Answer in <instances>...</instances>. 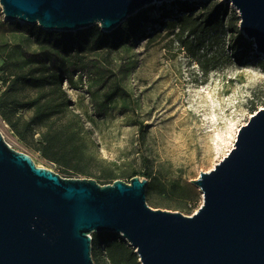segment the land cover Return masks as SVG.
<instances>
[{"label":"rangeland","instance_id":"rangeland-1","mask_svg":"<svg viewBox=\"0 0 264 264\" xmlns=\"http://www.w3.org/2000/svg\"><path fill=\"white\" fill-rule=\"evenodd\" d=\"M183 1L195 8L180 9ZM221 2L226 1L149 4L137 12L150 19L132 40L92 52L86 65L52 45L40 46L22 28L23 21L6 19L0 5L4 139L63 177L93 178L101 184L112 183L102 177L107 174L126 182L147 177L149 206L193 215L204 197L191 180L212 170L234 147L240 127L264 108V52L240 29L239 13L230 2L220 22L203 23L197 32L179 36L184 16L191 13L197 22L204 21ZM39 65L64 77L70 107L80 120L83 134L78 143L83 151L72 155L76 168L69 171L36 149L43 127L30 122L33 110L23 106L34 95L33 87L11 82ZM116 85L123 92L106 101L105 94ZM56 121H66V116ZM98 235L92 233L101 245ZM97 253L98 264H106L101 246Z\"/></svg>","mask_w":264,"mask_h":264},{"label":"water","instance_id":"water-1","mask_svg":"<svg viewBox=\"0 0 264 264\" xmlns=\"http://www.w3.org/2000/svg\"><path fill=\"white\" fill-rule=\"evenodd\" d=\"M165 0H0L7 20L45 31L99 25L110 33ZM264 52V0H225ZM204 203L193 215L154 209L147 177L101 184L67 178L14 149L0 131V264H96L94 232H115L141 264H264V108L238 130L234 147L191 180Z\"/></svg>","mask_w":264,"mask_h":264},{"label":"trees","instance_id":"trees-1","mask_svg":"<svg viewBox=\"0 0 264 264\" xmlns=\"http://www.w3.org/2000/svg\"><path fill=\"white\" fill-rule=\"evenodd\" d=\"M179 7L180 9L192 10L195 5L183 1ZM227 8L228 3L226 2L217 4L215 11L206 15L205 20L200 22H197L191 13L184 16L181 20L179 36L185 32H197L203 23L213 25L220 22L222 10ZM149 19L150 17L146 13H136L128 17L114 32L112 31L113 33L103 32L99 25H93L76 32L45 31L37 24H24L22 28L32 35L40 46L52 45L64 54L79 60V65H86L92 52L112 50L124 42L132 40ZM232 26L237 27V24L232 22ZM14 78L11 82H24L33 87L35 92L23 106L29 105L33 110L30 122L40 124L43 127L39 131L40 138L36 149L46 158L62 164L69 171L68 168L72 166V155L83 151L78 143V140L82 138L83 131L78 123L80 121L77 119L78 113L70 107L71 99L63 86L64 77L57 70L50 69L46 65H39L31 66L24 73L14 76ZM121 92H123L122 88L116 85L105 94L106 101H111ZM61 114L66 116V121L57 123L56 117ZM74 170L78 171L77 169ZM102 177L111 178L110 181L106 182H113L116 178L112 174ZM98 238L102 242L101 245H98L97 240L93 237V257L96 264H98L96 259L98 246L102 248L106 264H141L134 248L129 246L118 233L102 232L99 233ZM107 244L108 249L105 247Z\"/></svg>","mask_w":264,"mask_h":264},{"label":"bare ground","instance_id":"bare-ground-1","mask_svg":"<svg viewBox=\"0 0 264 264\" xmlns=\"http://www.w3.org/2000/svg\"><path fill=\"white\" fill-rule=\"evenodd\" d=\"M198 1V0H197ZM40 166V164H38Z\"/></svg>","mask_w":264,"mask_h":264},{"label":"built area","instance_id":"built-area-1","mask_svg":"<svg viewBox=\"0 0 264 264\" xmlns=\"http://www.w3.org/2000/svg\"><path fill=\"white\" fill-rule=\"evenodd\" d=\"M0 117H1V114H0Z\"/></svg>","mask_w":264,"mask_h":264}]
</instances>
